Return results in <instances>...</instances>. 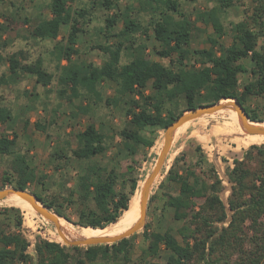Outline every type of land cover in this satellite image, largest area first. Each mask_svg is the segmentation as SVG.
<instances>
[{
	"label": "trees",
	"instance_id": "obj_1",
	"mask_svg": "<svg viewBox=\"0 0 264 264\" xmlns=\"http://www.w3.org/2000/svg\"><path fill=\"white\" fill-rule=\"evenodd\" d=\"M120 1L87 0L78 5L76 0H49L51 15L37 19L30 33L39 40L53 41L51 55L57 77L44 67L42 58L22 60V50L7 59L11 74L31 76L46 90L56 80L59 97L68 101L82 97L83 104L78 105L81 113L89 109L88 97L100 98L99 84L110 83L113 95L106 98V104L119 105L127 120L119 136L123 156L130 162L122 169L96 159L107 151L112 137L90 122L72 134L74 143L67 137H55L49 153L55 170L62 160L73 170V185L49 200L31 191L60 219L71 221L64 210L73 207L77 217L74 223L86 229L80 238L114 235L126 229L120 227V220L139 191L141 160L150 148L157 147L159 132L181 113L202 104L235 99L251 124L264 126V0H212L210 6L195 9L193 20L182 8V0H133L123 5ZM187 1L193 4L199 0ZM236 6L242 7L239 18H230ZM94 8L112 11L98 30L106 43L91 45L106 58L98 65L79 64L72 56ZM9 17L30 23V18L17 10ZM6 21L0 23L1 32L10 30ZM196 22L212 31L206 34L205 27H198ZM118 23L121 28L116 31ZM62 25L68 27V33L58 39ZM149 32L159 44L154 53L167 59L166 63L146 56L147 39L139 40V36L149 38ZM198 33L206 34L207 46L192 48ZM226 36L230 38L228 44ZM111 38L114 40L109 42ZM240 75L245 76L242 83ZM1 83H6L5 75L0 76ZM229 109L219 111L228 113ZM11 117L10 110L0 106V123ZM34 126L46 130L39 120ZM16 136L0 134V157H7L9 169L3 172L0 189L27 190L36 178L24 154L14 151ZM252 136L263 135L244 134L243 138ZM139 149L144 152L141 160L136 158ZM195 149L198 153L193 160H185L183 153L175 156L158 185L164 206L171 209L172 219L182 224L174 233L171 227L152 230L146 222L140 229L147 243L144 257L131 258L132 238L139 231L113 243L86 246L61 243L55 231L50 235L58 241L36 235L33 256L28 252L31 241L23 232V215L19 208L10 206L0 207V264H264V143L249 145L227 167L230 193L226 202L220 197L224 186L214 164L200 145ZM154 196H149L147 208ZM162 249L167 254L165 259L156 260Z\"/></svg>",
	"mask_w": 264,
	"mask_h": 264
},
{
	"label": "rangeland",
	"instance_id": "obj_2",
	"mask_svg": "<svg viewBox=\"0 0 264 264\" xmlns=\"http://www.w3.org/2000/svg\"><path fill=\"white\" fill-rule=\"evenodd\" d=\"M87 0H76V4H82ZM133 0H121L120 3L132 2ZM249 2L251 0H243ZM182 8L190 14L193 20L195 9L210 6L212 0H199L196 3H189L187 0H182ZM49 0H0V23L5 21L10 25V30L6 32L0 31V76H7L8 57L12 52L19 50L23 51L19 55L22 60L34 61L36 58H42L44 67L52 72L57 77L55 60L51 55L53 41L39 40L33 37L30 33L32 25L39 18L50 16ZM241 6H236L229 13L230 18L237 19L242 11ZM18 11L21 16L30 18V23L23 24L18 20H12L9 16L11 11ZM104 8H94L91 10L92 19L87 26L86 31L79 34L76 45L77 53L72 56L76 63L91 62L95 65L101 64L105 60V56L98 49H92L91 45L105 44L104 37L98 33V30L104 24V18L107 13ZM33 19V20H31ZM198 27L205 26L200 22H196ZM121 28V23L115 26L116 31ZM206 34L211 31L210 27H205ZM68 33V27L62 25L59 32L60 38H65ZM203 33L195 34L192 42V48L207 46L205 43V35ZM147 39V49L145 54L150 59L166 63L167 59H162L154 53V50L159 47L157 41L152 38L149 32V38L139 36V40ZM111 38L109 42L113 41ZM225 43L230 42V38H224ZM262 41V39H261ZM3 42L5 44H3ZM16 78L8 77L6 83L0 84V106H6L11 112V119L0 123V134H6L8 137H13L16 134L14 151L24 154L28 163L35 170V180L28 185V191H35L45 197L52 199V196L58 193H65L74 183L73 170L62 160L58 162L59 169L55 170L49 161V153L53 146L55 137L60 139L69 138L74 143L73 133L82 130L86 124L92 122L99 129H102L107 134L111 135L110 144L107 151L100 156H96L97 160L102 162H110V164L122 169L130 160L123 156L121 137L119 130L126 124V118L121 112L119 105L112 106L106 104V98L113 95V86L108 82H101L98 86L100 98L95 96L88 97L89 109L86 113H81L78 110V105L83 104L82 97L68 101L66 98L59 97L57 93V83L54 80L49 86V90L36 85L34 78L26 74L17 73ZM241 83L245 80L244 75H240ZM146 91L150 92V84L147 85ZM257 102L255 103V105ZM261 107L263 105L260 104ZM39 120L46 130L44 132L35 128V121ZM28 121V124L24 125ZM239 121L234 109L230 108L229 112L217 111L212 114L203 115L188 123H185L179 128L177 133H174L172 144L163 164L155 186L151 188L150 195H155L148 203L146 221L150 229L156 231H164L167 227H171L173 232L182 223L176 222L171 217V209L164 206L159 183L162 181L175 156L183 153V158L187 161L196 158L195 146L198 144L202 149V153L206 156L209 162L214 164L219 177L222 179L223 190L220 192L221 199L226 202L230 193V185L226 180L225 171L229 164L227 157L232 158L233 154L228 151L232 147L237 148L236 155L242 156V152L251 144L264 143V134L260 137L243 138L245 133L243 130L239 133ZM49 132L50 137H45V133ZM163 143V131L159 132L156 139L157 147L149 149L145 159H142L143 149H139V154L136 158L141 160V165L138 168V174L141 178V184L144 178L151 171L157 155ZM241 149V150H240ZM56 164V163H54ZM233 164V163H232ZM68 169V171H66ZM8 169L7 157H0V183L3 172ZM155 179V180H156ZM155 182V181H154ZM154 184V183H153ZM138 189V190H139ZM139 192V191H138ZM138 193L132 198L129 209L125 212L120 220V227H129L139 216L137 210ZM58 199V202H62ZM17 207L23 215V232L31 241L28 252L35 256L34 241L36 235H40L49 240H56L50 235L52 232H57L55 225L36 214L30 206L23 200L12 195L11 198L0 200V207ZM65 213L71 218V221L61 217L60 226L62 230L71 237L79 238L86 232V229L75 224L76 214L73 207L65 208ZM26 217V220L24 219ZM226 224V223H224ZM95 232V231H94ZM96 233V232H95ZM58 234V232H57ZM58 241V240H56ZM64 243L63 241H60ZM133 248L131 258L138 259L144 257L146 241L143 238L141 230L132 238ZM166 251L161 250L160 257H155L156 260L163 261L166 256ZM85 264H94L86 262Z\"/></svg>",
	"mask_w": 264,
	"mask_h": 264
},
{
	"label": "water",
	"instance_id": "obj_3",
	"mask_svg": "<svg viewBox=\"0 0 264 264\" xmlns=\"http://www.w3.org/2000/svg\"><path fill=\"white\" fill-rule=\"evenodd\" d=\"M225 108H232L236 111L239 125L245 133L264 134V126L251 124L252 121L249 119L247 113L244 111L241 104L235 99H223L213 104H202L197 107L190 108L189 110L181 113L164 129L163 143L161 149L157 155V158L154 162L151 171L144 178L143 183L139 189L137 199V210L139 216L129 227H127L121 233H117L114 235L71 238L67 236V234L62 230L58 221L60 216L55 213L51 208L42 203L32 192L13 187H6L0 189V200L12 193H15L20 196L22 199L27 201L37 211V213L53 222L58 232V235L61 237L62 241L67 245L86 246L99 243H113L124 237H129L133 233L139 231L145 225L149 194L153 183L156 177L159 175L161 168L165 162L176 130L187 122H190L206 114L215 113Z\"/></svg>",
	"mask_w": 264,
	"mask_h": 264
},
{
	"label": "crops",
	"instance_id": "obj_4",
	"mask_svg": "<svg viewBox=\"0 0 264 264\" xmlns=\"http://www.w3.org/2000/svg\"><path fill=\"white\" fill-rule=\"evenodd\" d=\"M51 15V14H50ZM212 31V30H211ZM211 31H209V32H211ZM60 32V31H59ZM208 32V33H209ZM58 37H59V35H58ZM57 37V38H58ZM77 45V44H76ZM13 53V52H12ZM72 60H74L73 58H72ZM152 60H154V59H152ZM157 61V60H156ZM65 63V60H62L61 61V64H64ZM8 66H9V64H8ZM9 71V70H8ZM15 75H17V73H15V74H11L10 72H8L7 73V76H5L6 77V79H7V81H8V77L9 76H11L12 78H16V76ZM147 93H148V91H146ZM25 125V124H24ZM99 129V128H98ZM172 144V143H171ZM198 145V144H197ZM239 146L237 145V147L235 146V147H232V149H228V151L230 152V153H232L233 154V157L232 158H229V157H227L226 156V158H227V161L226 162H228V164H229V166L231 167L233 164V162H232V160L234 159V158H240L241 156H238V155H236V153H238L237 152V148H238ZM239 148H242V145L239 147ZM244 148V150H245V147H243ZM241 150V149H240ZM244 150H243V152H244ZM243 152H242V154H243Z\"/></svg>",
	"mask_w": 264,
	"mask_h": 264
},
{
	"label": "bare ground",
	"instance_id": "obj_5",
	"mask_svg": "<svg viewBox=\"0 0 264 264\" xmlns=\"http://www.w3.org/2000/svg\"><path fill=\"white\" fill-rule=\"evenodd\" d=\"M236 112V111H235ZM237 114V113H236ZM238 117V116H237ZM239 127H240V130L242 131V129H241V126L239 125ZM247 134H250V133H247ZM255 134H259V133H255ZM263 135V134H262ZM9 195H14V196H16L17 198H19V199H21V200H23L24 202H26L29 206H30V208L35 212V213H37V211L27 202V201H25L24 199H22L20 196H18L17 194H15V193H12V194H9ZM8 195V196H9ZM7 197V196H6ZM5 197V198H6ZM4 199V198H3ZM2 200V199H1ZM37 214H39V213H37ZM40 215V214H39ZM42 216V215H41ZM43 217V216H42ZM45 218V217H44ZM47 219V218H46ZM48 220V219H47ZM50 221V220H49ZM58 221L60 222V218L58 219ZM53 223V222H52ZM90 237H92V236H90Z\"/></svg>",
	"mask_w": 264,
	"mask_h": 264
}]
</instances>
